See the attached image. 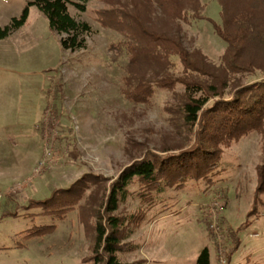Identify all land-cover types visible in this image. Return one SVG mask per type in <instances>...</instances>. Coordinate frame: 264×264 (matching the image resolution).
I'll return each mask as SVG.
<instances>
[{
  "label": "rangeland",
  "instance_id": "374dc122",
  "mask_svg": "<svg viewBox=\"0 0 264 264\" xmlns=\"http://www.w3.org/2000/svg\"><path fill=\"white\" fill-rule=\"evenodd\" d=\"M202 3L209 20L186 24L152 9L151 22L219 65L227 46L214 28L221 6ZM28 4L0 0V27ZM87 6L79 12L70 5L71 15L91 27L84 49L64 50V36L36 6L22 28L0 39V264H94L100 216L125 220L120 229L128 237L117 253L123 263L197 264L208 248L211 264H264L262 205L251 215L264 160L257 132L225 149L207 179L153 192V204L134 182L108 213L127 169L150 154L170 160L185 154L195 138L184 121L183 89H157L147 103L126 98L123 38L100 21L110 0ZM257 80L248 76L241 84Z\"/></svg>",
  "mask_w": 264,
  "mask_h": 264
},
{
  "label": "trees",
  "instance_id": "16d2710c",
  "mask_svg": "<svg viewBox=\"0 0 264 264\" xmlns=\"http://www.w3.org/2000/svg\"><path fill=\"white\" fill-rule=\"evenodd\" d=\"M28 1L20 18L0 27V39L22 28L30 6H36L47 18L50 29L64 36L60 41L64 50L86 47L91 27L71 15L70 5L86 12L93 0ZM217 1L222 22L214 23V28L227 45L219 65L199 49L190 51L180 36L170 34L163 26L158 29L151 22L154 9L166 18L186 24L209 20L202 13L205 10L202 0H110V11L101 14L102 25L122 36L119 47L129 56L128 77L122 90L126 98L134 103H147L157 89H183L184 121L195 138L193 147L185 154L171 160L150 154L127 169L112 189L108 213L118 209L119 197L125 200L127 187L134 182H140L144 189L139 194L143 201L148 199L153 204V192L207 179L220 168L223 151L251 132L261 135L264 151V0ZM174 59L182 66L179 74L172 72L177 64ZM248 76L258 80L246 86L241 84ZM257 175L255 212L251 215L257 213L259 205L264 208V202L258 199L264 195V160ZM124 221L99 217L95 226L94 264H128L117 255L128 237L120 229ZM197 264H211L208 248L202 251Z\"/></svg>",
  "mask_w": 264,
  "mask_h": 264
}]
</instances>
